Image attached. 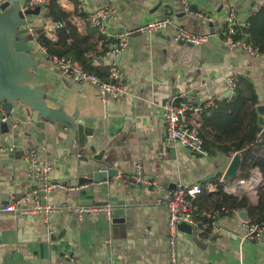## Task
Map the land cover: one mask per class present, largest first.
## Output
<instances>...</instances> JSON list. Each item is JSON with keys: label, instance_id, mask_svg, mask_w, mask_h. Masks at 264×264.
<instances>
[{"label": "crops", "instance_id": "crops-1", "mask_svg": "<svg viewBox=\"0 0 264 264\" xmlns=\"http://www.w3.org/2000/svg\"><path fill=\"white\" fill-rule=\"evenodd\" d=\"M256 1L232 0L239 28L247 27ZM54 2L65 23L55 43L60 40L71 45L82 58L91 60L92 67L100 68L102 76L106 72L108 75L112 61H102L105 45L91 28L88 15L75 12L74 0ZM49 4L42 7L39 17L31 18L35 22L30 29L36 37L42 34ZM107 5L117 9L114 27L134 32L119 61L114 60L126 75L128 94L119 99L103 98L93 85L65 82L43 57L41 42L32 45L39 61L32 69V86L43 90L49 106L65 118L77 116L93 128L92 144L98 148L93 154L104 151L103 162L116 169L118 176L69 188L73 180L89 171L79 161L77 134L41 118L39 124L33 123L25 112H14L9 118L12 132L0 135V150L16 147L13 161L0 165V206L13 199L25 206L39 200L72 207L93 200L124 209L119 216L123 220L113 222L103 213L90 212L81 219L75 212L47 217L1 214L0 264H168V210L159 203L163 193L146 186H126L121 179L130 177L140 163L145 178L157 181L168 191L179 185L204 187L224 179L233 158L192 153L169 141L163 121L165 101L177 94L195 103L209 98L226 101V77L233 73L239 77L238 89L246 98L255 94L258 117L264 118V113L257 110L264 106V52L252 56L222 43L226 12L221 0H86L87 12ZM203 15L211 16L212 21H206ZM167 17L173 18L174 25L162 34L138 32L140 27ZM177 29L207 36V41L200 46L177 44L171 39ZM60 34L66 39L61 40ZM199 117L194 118L199 121ZM33 148L53 167L51 182L57 187L47 200L41 185L27 176L25 154ZM83 188L85 193L80 192ZM245 221L249 217L221 218L214 240L199 237L205 248L191 235L180 232L179 263L264 264V231L259 240L246 239Z\"/></svg>", "mask_w": 264, "mask_h": 264}, {"label": "built area", "instance_id": "built-area-1", "mask_svg": "<svg viewBox=\"0 0 264 264\" xmlns=\"http://www.w3.org/2000/svg\"><path fill=\"white\" fill-rule=\"evenodd\" d=\"M74 1L75 12L78 15L86 13L91 28L103 39L106 51L102 61H112L108 71V78L103 79L94 72L85 69L70 57L50 55L45 48L41 47L40 50L43 57L53 64L65 82L93 85L103 98L119 99L126 96L128 94L126 75L114 60L127 49L134 32L127 28L121 29L114 27L117 19V9L115 6L107 5L93 12H87L86 0ZM221 1L222 8L226 12L222 43L233 50H244L252 56L260 55L261 52L247 42L248 34L241 39H235L239 29L238 14L232 0ZM49 3L50 0H29L26 2V7H40L42 10V7H46ZM262 8H264V0H257L252 8V15L258 13ZM188 9L189 6H187ZM203 18L208 22L212 21L211 16L203 15ZM173 25V18L167 17L166 19L154 21L140 27L138 32L144 35H159ZM246 26H249V23ZM64 27L65 23L63 21L54 20L47 14L44 18L41 31L47 39L56 42L58 41L59 31ZM30 33L31 36L28 39V45L32 49V45L38 46L40 43L38 36H34L31 29ZM171 39L177 44L183 43L184 45L200 46L207 41V36L193 35L182 29H177ZM96 65L102 66V63L97 62ZM226 83L228 93H230L227 98L231 99L238 88L239 77L236 74L228 73ZM218 102L213 98H209L201 103H195L182 94L170 96L163 106V121L167 139L192 153L208 155L204 148V139L198 129L199 121L195 120L194 117L216 106ZM15 151L16 147H10L9 149H1L0 153L13 155ZM25 159L27 161L28 179L34 184L41 185L42 191L44 192V199L47 200L48 194L57 187L51 182L53 167L41 159L39 151L36 148L28 150L25 154ZM121 181L126 186H146L163 193L164 196L159 200V203L165 205L168 210V264H180L178 235L181 224L190 225L198 237L214 240L220 231L218 222L221 218L236 216L241 219V210L229 211L227 208H222L210 212H199L197 201L204 192L202 185H179L175 189L168 191L157 181L145 178L143 166L140 163L135 165L130 177H124ZM219 183L223 184V190L228 195L236 197L246 195L249 198H256L260 190L264 187V175L258 168H253L248 178L237 177L231 181L222 179ZM217 187L218 185L216 183H212L206 186V190L208 192H215ZM113 210L114 207L110 205L57 206L48 203L43 204L39 200L32 206H25L21 201L13 199L7 204L0 206V215L43 214L47 217L54 213L75 212L79 214L81 219L86 213L90 212L103 213L111 221L114 217ZM245 223L247 229L245 238L248 240H259L264 231V222L251 223L250 221H245Z\"/></svg>", "mask_w": 264, "mask_h": 264}, {"label": "water", "instance_id": "water-1", "mask_svg": "<svg viewBox=\"0 0 264 264\" xmlns=\"http://www.w3.org/2000/svg\"><path fill=\"white\" fill-rule=\"evenodd\" d=\"M27 0H7L0 3V135L9 134L13 124L9 118L14 112H25L31 117L33 123L39 124L40 118L50 123H58L62 128L72 130L77 134L78 147L80 150L79 161L89 169L85 177L73 180L68 187L88 185L93 182L103 183L108 179L118 176L116 169H110L104 162V151H97L96 145L92 144L93 128L79 121L77 116L67 119L63 114L51 108L45 98V92L32 86L35 75L32 69L38 65V59L34 51L28 45L31 36L30 26L34 24L35 17L41 14V8H27ZM183 44V43H181ZM184 45V44H183ZM121 58H116L118 62ZM228 93L227 96H229ZM258 112L264 113V106L258 107ZM259 124L264 125V118L259 117ZM13 161V155L0 153V165ZM241 167L239 155H235L224 175L225 181H231L238 177ZM85 193V189L80 190ZM83 206L102 205L93 200L81 201ZM103 206V205H102ZM124 209L114 208L113 222H120L123 218ZM247 219L246 211L241 213ZM179 231L191 235L193 241L205 248V244L197 236V233L188 224H181Z\"/></svg>", "mask_w": 264, "mask_h": 264}, {"label": "trees", "instance_id": "trees-1", "mask_svg": "<svg viewBox=\"0 0 264 264\" xmlns=\"http://www.w3.org/2000/svg\"><path fill=\"white\" fill-rule=\"evenodd\" d=\"M54 1H50L49 16L54 20L63 21L59 16L60 9L55 7ZM246 34H248L247 42L263 53L264 8L250 17L249 26L238 29L235 39H241ZM60 35L61 40L62 37L63 39L67 37ZM38 41L50 55L70 57L85 69L97 75H103L100 68L92 67L91 60L82 58L71 45L61 44L60 40L59 43L52 42L43 34L39 35ZM104 76L102 77L108 78L107 72ZM256 104L255 94L246 98L237 88L231 99L219 101L216 106L203 112L199 117L198 129L204 139V148L207 153L213 156L220 154L228 159L238 154L241 159L238 174L240 178H248L253 168H258L264 175V125L259 124ZM213 183L218 185L215 192H208L204 186V192L197 201L199 212H210L222 208H227L229 211L245 210L251 223L264 222V187L259 192L258 204L253 205L248 196L228 195L223 190V184L216 180Z\"/></svg>", "mask_w": 264, "mask_h": 264}, {"label": "rangeland", "instance_id": "rangeland-1", "mask_svg": "<svg viewBox=\"0 0 264 264\" xmlns=\"http://www.w3.org/2000/svg\"><path fill=\"white\" fill-rule=\"evenodd\" d=\"M34 54H37V52L34 51ZM238 174H239V171H238ZM250 201L253 205H257L259 202V194L256 198L254 197L253 199H250Z\"/></svg>", "mask_w": 264, "mask_h": 264}]
</instances>
